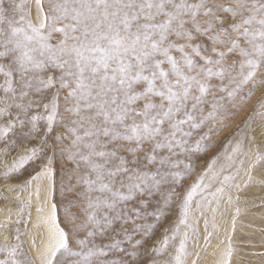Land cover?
Returning a JSON list of instances; mask_svg holds the SVG:
<instances>
[{
	"label": "snow or ice",
	"instance_id": "6c2138e0",
	"mask_svg": "<svg viewBox=\"0 0 264 264\" xmlns=\"http://www.w3.org/2000/svg\"><path fill=\"white\" fill-rule=\"evenodd\" d=\"M34 3L35 23L28 0H0V177L38 162L25 182L34 192L16 223L34 194L33 227L43 234L39 247L32 240L34 258L23 250L19 228L13 242L4 236L0 264H187L190 243L199 245V218L206 248L209 213L215 229L222 203L235 207L234 193L264 168V151L251 146L256 120L264 135L262 94L244 129L184 185L195 156L264 87V0ZM36 139L10 163L5 159L18 141ZM56 154L65 162L60 203ZM67 193L73 198L64 200ZM173 204L174 224L146 247ZM228 239L215 264H229Z\"/></svg>",
	"mask_w": 264,
	"mask_h": 264
},
{
	"label": "rangeland",
	"instance_id": "374dc122",
	"mask_svg": "<svg viewBox=\"0 0 264 264\" xmlns=\"http://www.w3.org/2000/svg\"><path fill=\"white\" fill-rule=\"evenodd\" d=\"M31 1L32 0H28V8L29 9L31 6ZM16 3H21V0H16ZM58 36H59L58 33H53L52 43L56 42V38ZM213 83H216V81H213ZM262 94H264V87L258 88L256 90L255 94L251 97V99L245 105L244 109L240 113L237 114V116L235 117L234 120L231 121L229 127L225 128V130L222 133H220L219 135L213 136L211 142H209V146H208L207 151L200 153V154H197L195 156V160H194L195 170L193 171L192 175L187 180L184 181L185 186L191 184L195 180L197 174L199 172H201L207 166L208 162L211 160L212 157L216 156L218 153L223 151L224 146L228 143L229 139H231L237 133V131L244 129V120H245L246 116L250 113L252 105L257 102V99ZM61 95H63V92L61 93ZM261 123H262L261 121L256 120L252 125L253 128L255 129V133H254L255 140L252 141V145H251L253 147V150H256L258 148L261 151H264V137L262 135ZM57 131H63V129H57ZM37 143H38V139L29 140L26 144L19 143V141H18V147L15 150H13L11 155L6 157L5 159L10 163L12 156H15L18 153L22 152L25 147H32V146L36 145ZM51 144H52V141L49 140V145H51ZM3 147H4V143L0 142V148H3ZM46 151H48V150L46 149ZM49 154L51 155L50 151H49ZM64 167H65V162H63L61 160V158L59 157V155L56 154L54 157V168H55V182H56V187H57V195H56L57 203H60L62 200L61 196L59 195V188L61 186L60 185L61 178L63 175H65V173L63 172ZM67 167H71V165H67ZM245 167H247V166H245ZM38 169H39L38 162L37 163H31V164L27 165L25 168H23L20 172L15 173L12 176H10L7 180L0 177V207L5 206V204H9V203H10V205L12 204L11 209L8 210V213H11L10 216L12 217V219L8 223L7 229H4V232L6 233V236H8L9 242H13L14 237L16 236V229L19 228L20 233H21L20 242L22 244L23 250L28 255H29V253H28V250H27L26 245L24 243V237H23V232H24L23 231V226H24L23 221L26 219L25 216L27 217V212L23 213L21 223H19V224L16 223V220L18 218L17 217V211L20 208L21 204L24 202L23 201L21 202V198L6 197V195L2 192V190L5 186H10L14 189H17L20 193L25 192V187H24V190H22L21 186H25L26 179ZM2 171H3V169H2V167H0V172H2ZM260 189L262 190L263 188H260ZM242 190H243V188H242ZM242 190L238 193H234V196L235 195L239 196V201L237 202V205L235 206V208L238 207L239 209L244 208V210L245 209L249 210V213H247V215L248 214L250 215L254 209L256 210L258 208L264 207V197L262 195L261 190L258 191L256 194H254V196H253L254 199L251 196H249L253 200L247 196H245V197L243 196V198H242V196L240 195L243 192ZM259 193H260V196L258 195ZM72 198H73V194L67 193L63 199L69 200ZM245 198H246V200H245ZM251 202H252V206L250 204ZM247 205H249V206H247ZM152 207H154V205H150L149 210H151ZM222 207H223L222 216L225 215L224 217L226 219L227 205L222 203ZM70 211L75 212V213H79L80 209L76 206H72L70 208ZM176 212H177V209L175 207V204H173L170 207V209L168 210V214L165 215L158 222H156L154 230L152 232V235L148 238H145V246L146 247H151L153 244H155L157 241H159L163 238V236L165 234V230L170 228L174 224V221L176 219V215H175ZM239 212L240 213L238 215L240 216L242 213H241V211H239ZM195 215L197 217H199V213H195ZM224 217H222L221 223L225 220V219H223ZM208 218L210 221L209 224H211V214L210 213H209ZM60 219L63 220V214H61ZM200 219H203V217H200L199 220ZM149 222L150 223L152 222V218H149ZM137 223H142V221H137ZM221 223H219V225L216 224L217 227L215 229L210 227V229L208 230L209 232H212V237H211L210 244L206 248H205L204 236L202 235L201 230H200L199 226L197 225L198 232H199V245H197L195 242L190 243L189 247H190V250L193 252V255L188 257L187 264L189 262H191L190 264H192L193 259L197 260V264H201V261L203 259V253L209 249H211L212 251L215 250L217 245H214V242H216V239L220 235V231H221L220 228L222 229ZM117 227H119V225H117ZM127 227L129 229H131L132 225L129 224V225H127ZM136 238L139 239L140 237L137 236ZM3 239H4V237H2L1 233H0V242H2ZM177 243H178V241H177ZM239 245H240L241 250L238 253H236V255L238 256L237 259L240 260L242 264H257V263H261L264 261V248H263L264 246L259 245V246H257V248L255 250H250V246H248V244L245 242L244 243L241 242ZM196 251H199V253H200L199 257H196V255H195ZM240 254L241 255L243 254V255L241 256ZM0 258H3V254H0ZM166 258H167V254L160 257V259H166Z\"/></svg>",
	"mask_w": 264,
	"mask_h": 264
},
{
	"label": "bare ground",
	"instance_id": "6f19581e",
	"mask_svg": "<svg viewBox=\"0 0 264 264\" xmlns=\"http://www.w3.org/2000/svg\"><path fill=\"white\" fill-rule=\"evenodd\" d=\"M30 10H31V18H32L33 22L35 23L36 22V19H35L36 10H35L34 0L31 1ZM261 130H262V128H261ZM263 137H264V135H263ZM34 174H35V172L33 174H31L26 179V181ZM253 177H254L253 181L251 183H249L247 185V187H243V190H242L243 192H242V194H240L242 196V198H243V196L244 197L245 196H247V197L251 196L253 198L254 194H256L258 191L261 190L260 188H263L261 191H262V195L264 197V184L259 182L261 180H264V168H257L253 172ZM241 183L243 184V181H241ZM2 192L6 195V197L21 198V202L22 201L27 202V200L29 198V192H34V186H32V187L25 186V192H23V193H20L17 189H14L10 186H5L2 190ZM258 195L260 196V193ZM251 197H249V198H251ZM246 198H245V200H246ZM250 204L252 206V202ZM11 205L9 203V204H5V206H3V207L2 206L0 207V223H3L5 221H8V223H9L11 221L12 217L9 216V213H8V210L11 209ZM225 205H227V204H225ZM247 206H249V205H247ZM36 207H37L36 197L33 194L32 195V203L26 211L27 217L25 216V218H26L25 220H27V226L25 225V223L23 226L24 243H25L26 248L28 250L29 256L33 257V258L35 257V252L32 249V240L34 238L36 246L39 247L41 244L42 234H43L42 228H34L33 227V224L36 222L37 215H38V213L36 211ZM226 210H227L226 219L224 217L225 215L222 216L223 207H221V209L216 213V224L219 225V223H221L222 217H224L223 219H225V220L221 223L222 229L220 228L221 231H220L219 237L217 239L215 238L216 242H214V245H217V247L213 251L211 249H209L203 253V259L201 261V264H215L216 260L218 258H220L221 255L226 251L228 244H229V239H228L229 237L231 238V242H232L231 243L232 255H231L229 264H242L241 261L237 259L238 256L236 255V253H238L241 250L240 245H239L241 242L247 243L248 246H250V250H255L257 248V246H259V245L264 246V207L258 208L256 210L254 209L250 215L249 214L247 215V213H249V210H246V209L244 210V208L240 209V211L242 213L240 216L238 215L240 212L237 214L236 208L232 205H227ZM233 218H235L234 227H233ZM198 226L201 230L202 235L205 236L206 233H205V228H204V219L199 220ZM210 227H211V224H209L207 230H209ZM0 233H1L2 237L6 236L4 229H0ZM190 263L191 262H189L188 264H190ZM257 264H264V261L261 263H257Z\"/></svg>",
	"mask_w": 264,
	"mask_h": 264
}]
</instances>
